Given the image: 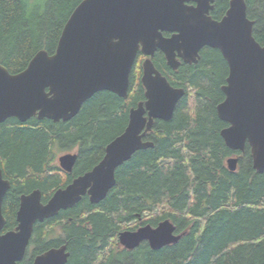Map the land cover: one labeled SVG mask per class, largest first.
<instances>
[{
    "label": "trees",
    "instance_id": "1",
    "mask_svg": "<svg viewBox=\"0 0 264 264\" xmlns=\"http://www.w3.org/2000/svg\"><path fill=\"white\" fill-rule=\"evenodd\" d=\"M77 1V2H75ZM81 0H0V64L10 73L23 70L41 49L52 53L61 29ZM75 2V4H73ZM252 34L264 45V0H245ZM212 17L221 18L229 0H216ZM143 57L130 71L126 99L99 91L68 121L11 117L0 123V166L11 186L2 201L4 231L16 226L21 194L40 189L42 202L54 190L90 170L105 146L120 134L129 108L145 99L140 82ZM154 67L185 94L171 119H154L144 140L151 148L136 151L115 172V184L105 198L88 196L55 216L36 222L26 256L66 243V264H264V171L252 166L248 144L229 149L220 136L227 126L216 113L223 100L221 86L227 64L217 49L203 47L196 63L167 66L155 52ZM75 152L72 171L55 162L57 152ZM238 158L236 170L226 166ZM169 219L181 237L153 250L147 241L129 250L118 234L140 225Z\"/></svg>",
    "mask_w": 264,
    "mask_h": 264
},
{
    "label": "water",
    "instance_id": "2",
    "mask_svg": "<svg viewBox=\"0 0 264 264\" xmlns=\"http://www.w3.org/2000/svg\"><path fill=\"white\" fill-rule=\"evenodd\" d=\"M187 1L81 0L65 21L51 54L38 50L17 73L0 64V123L11 117L25 122L34 116L58 122L73 118L96 92L109 91L126 99L135 58L138 52L145 56L140 76L145 99L129 108L123 131L107 143L101 160L54 190L45 202L38 188L21 194L17 224L5 232L2 201L11 183L0 166V264H18L23 259L36 222L72 207L85 195L90 203L103 200L115 184L116 169L136 151L153 146L144 137L154 119H171L185 94L154 67L151 58L157 50L174 70L180 61L196 63L203 47L220 52L227 64L221 86L224 98L216 105L218 118L227 124L220 136L234 151H243L247 143L253 168L264 171V45L252 34L246 2L229 0L224 15L214 19L209 14L214 0H193L194 5ZM75 160L76 153L70 152L57 158L67 173ZM237 162V157L227 158L228 169L234 171ZM175 230L164 219L155 226L122 230L118 242L131 250L147 241L158 250L179 240ZM68 257L67 245L62 243L36 255L32 264H66Z\"/></svg>",
    "mask_w": 264,
    "mask_h": 264
},
{
    "label": "flooded vegetation",
    "instance_id": "3",
    "mask_svg": "<svg viewBox=\"0 0 264 264\" xmlns=\"http://www.w3.org/2000/svg\"><path fill=\"white\" fill-rule=\"evenodd\" d=\"M216 0H214V2L212 3V5H213V8L209 11V14H210V16L212 17V11L215 9V6H216ZM187 4H189V5H194L195 4V2L193 1V0H189V1H187ZM229 4V3H228ZM226 11V10H225ZM222 17V16H221ZM212 18H214V17H212ZM214 19H217V18H214ZM218 19H220V18H218ZM164 35L165 36H169L170 35V33H168V32H164ZM157 51H159V50H157ZM156 51V52H157ZM161 52V51H160ZM139 54H140V52H139ZM166 61V60H165ZM183 62V61H182ZM181 63V62H180ZM4 231V230H3ZM26 253H27V250H26V252H25V254H24V257L26 256ZM39 254V253H38ZM38 254H36V255H38ZM36 255H34L33 256V258H32V262H33V259H34V257L36 256ZM24 257H23V259H24ZM22 259V260H23ZM22 260L20 261V262H22ZM19 262V263H20ZM32 262H31V264H32Z\"/></svg>",
    "mask_w": 264,
    "mask_h": 264
},
{
    "label": "rangeland",
    "instance_id": "4",
    "mask_svg": "<svg viewBox=\"0 0 264 264\" xmlns=\"http://www.w3.org/2000/svg\"><path fill=\"white\" fill-rule=\"evenodd\" d=\"M75 2H77V1H75ZM75 2L73 3V4H75ZM72 152V151H71ZM58 154H57V158L60 156V155H62V154H64L63 152H57ZM67 153V152H66ZM57 158L55 159V162H57V165H58V161H57Z\"/></svg>",
    "mask_w": 264,
    "mask_h": 264
}]
</instances>
